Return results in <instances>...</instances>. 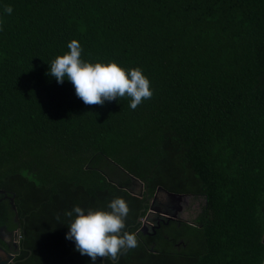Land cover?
<instances>
[{
	"label": "trees",
	"instance_id": "16d2710c",
	"mask_svg": "<svg viewBox=\"0 0 264 264\" xmlns=\"http://www.w3.org/2000/svg\"><path fill=\"white\" fill-rule=\"evenodd\" d=\"M0 27V189L32 250L18 264H93L65 212L116 197L138 239L117 264L263 263L264 0H0ZM73 39L85 61L141 68L151 99L85 105L47 74ZM158 186L204 199L193 223L141 232Z\"/></svg>",
	"mask_w": 264,
	"mask_h": 264
},
{
	"label": "clouds",
	"instance_id": "9594fccd",
	"mask_svg": "<svg viewBox=\"0 0 264 264\" xmlns=\"http://www.w3.org/2000/svg\"><path fill=\"white\" fill-rule=\"evenodd\" d=\"M3 11L10 15L13 8L6 6ZM67 47L68 52L57 56L50 63L47 74L59 84L65 79L70 81L76 96L85 105L103 106L106 101L128 97L129 107L135 110L144 100L153 96L150 80L141 68L125 69L115 61H85L81 59L82 47L75 39ZM107 209H84L76 205L71 211L65 212L67 217H74L67 225L69 231L66 239L74 241L75 250L90 257L93 264L98 258H110L117 264L121 254L138 247L137 235L125 230L130 212L128 203L116 197L108 203Z\"/></svg>",
	"mask_w": 264,
	"mask_h": 264
},
{
	"label": "flooded vegetation",
	"instance_id": "af4514ba",
	"mask_svg": "<svg viewBox=\"0 0 264 264\" xmlns=\"http://www.w3.org/2000/svg\"><path fill=\"white\" fill-rule=\"evenodd\" d=\"M128 184L129 186L126 187L134 191L136 190L135 192H140L139 185L132 184L131 182ZM141 192L143 195L144 186L143 191L141 190ZM189 196L191 195H184L178 200L172 198L163 191H155L153 196L149 198L148 203L150 208L144 217L145 221H141V223H146L148 226V233L144 234L153 236L163 227L170 228L175 225L179 226L181 223H193L194 220H186L185 218L180 217L184 202H186L185 199ZM160 197H162V199ZM8 198V194L5 196L0 193V203L4 200L8 201ZM196 206L198 207L199 205L197 204ZM25 236L26 233L22 228V220L18 213L16 216L15 211L13 210V214L10 216L9 220L7 222L3 220V222L0 223V264H18L19 262H27L29 260L32 250L28 245V241L25 240ZM160 236L166 240L172 239L168 232H163Z\"/></svg>",
	"mask_w": 264,
	"mask_h": 264
},
{
	"label": "water",
	"instance_id": "95a60500",
	"mask_svg": "<svg viewBox=\"0 0 264 264\" xmlns=\"http://www.w3.org/2000/svg\"><path fill=\"white\" fill-rule=\"evenodd\" d=\"M121 169H122V168H121ZM122 170H123V169H122ZM123 171L129 176V178H130L132 184H137V185H139V187H140V192H139V193H138V192H135L134 190H132V189H130V188H128V187H125V188H126L130 193L135 194V195H138V196H141V195H142L141 190L143 191V182H142L139 178H137V177H135L134 175L128 173L127 171H125V170H123ZM156 191H163V192L167 193V195L171 196L172 198H176V199H178V200H180V199L185 195V194H180V193L171 192V191H169V190L163 188L162 186H158V188H157ZM3 192H4V190H3V189H0V193H3ZM9 200H10L11 208L15 211V214H16V216H17V213H16V207H15V204H14L13 197L10 196V197H9ZM141 224H142V225H141V228H140L141 232H143V233H148V232H147V229H148L147 224H146V223H141ZM262 242L264 243V233H263V235H262ZM103 260H104V259H103ZM262 264H264V257H263V263H262Z\"/></svg>",
	"mask_w": 264,
	"mask_h": 264
},
{
	"label": "rangeland",
	"instance_id": "374dc122",
	"mask_svg": "<svg viewBox=\"0 0 264 264\" xmlns=\"http://www.w3.org/2000/svg\"><path fill=\"white\" fill-rule=\"evenodd\" d=\"M136 191V190H135ZM162 199V197H160ZM183 210L180 213V217L185 218L186 220H193L195 216L201 209L204 199L201 197L189 196L185 199ZM199 205L198 207L196 205Z\"/></svg>",
	"mask_w": 264,
	"mask_h": 264
},
{
	"label": "built area",
	"instance_id": "2783aa9c",
	"mask_svg": "<svg viewBox=\"0 0 264 264\" xmlns=\"http://www.w3.org/2000/svg\"><path fill=\"white\" fill-rule=\"evenodd\" d=\"M142 220L145 221V218L143 217ZM142 220H141V221H142Z\"/></svg>",
	"mask_w": 264,
	"mask_h": 264
},
{
	"label": "crops",
	"instance_id": "0c3cea01",
	"mask_svg": "<svg viewBox=\"0 0 264 264\" xmlns=\"http://www.w3.org/2000/svg\"><path fill=\"white\" fill-rule=\"evenodd\" d=\"M264 233V232H263Z\"/></svg>",
	"mask_w": 264,
	"mask_h": 264
}]
</instances>
